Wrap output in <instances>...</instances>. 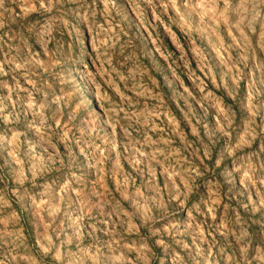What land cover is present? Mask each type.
I'll use <instances>...</instances> for the list:
<instances>
[{
    "label": "rangeland",
    "instance_id": "374dc122",
    "mask_svg": "<svg viewBox=\"0 0 264 264\" xmlns=\"http://www.w3.org/2000/svg\"><path fill=\"white\" fill-rule=\"evenodd\" d=\"M0 264H264V0H0Z\"/></svg>",
    "mask_w": 264,
    "mask_h": 264
}]
</instances>
